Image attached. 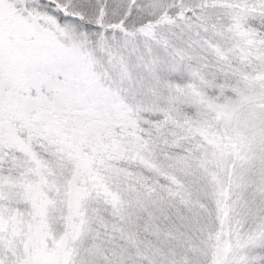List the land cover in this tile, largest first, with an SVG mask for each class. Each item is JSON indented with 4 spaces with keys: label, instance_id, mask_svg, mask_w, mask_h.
<instances>
[{
    "label": "snow or ice",
    "instance_id": "1",
    "mask_svg": "<svg viewBox=\"0 0 264 264\" xmlns=\"http://www.w3.org/2000/svg\"><path fill=\"white\" fill-rule=\"evenodd\" d=\"M0 264H264V0H0Z\"/></svg>",
    "mask_w": 264,
    "mask_h": 264
}]
</instances>
